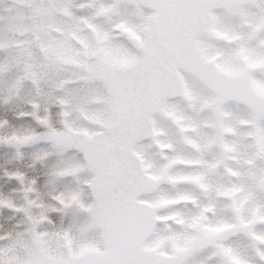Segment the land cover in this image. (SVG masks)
I'll list each match as a JSON object with an SVG mask.
<instances>
[{
    "label": "snow or ice",
    "instance_id": "1",
    "mask_svg": "<svg viewBox=\"0 0 264 264\" xmlns=\"http://www.w3.org/2000/svg\"><path fill=\"white\" fill-rule=\"evenodd\" d=\"M37 89L63 192L0 264H264V0H0L2 107Z\"/></svg>",
    "mask_w": 264,
    "mask_h": 264
},
{
    "label": "clouds",
    "instance_id": "2",
    "mask_svg": "<svg viewBox=\"0 0 264 264\" xmlns=\"http://www.w3.org/2000/svg\"><path fill=\"white\" fill-rule=\"evenodd\" d=\"M2 104L0 100V142L4 138L11 139L13 134L29 139L23 150L15 144V151L0 147V209L15 205L20 209L30 208L33 217L39 218L41 213L51 217L65 182L59 175V162L64 157L56 151L49 136L52 129L63 127L61 106L58 101L49 99L42 89L35 90L15 107L4 109ZM9 115L29 119L14 127L6 126ZM16 173L17 182L9 186L11 174ZM20 224L15 211H0V240L12 236ZM41 230L48 229L42 227Z\"/></svg>",
    "mask_w": 264,
    "mask_h": 264
}]
</instances>
